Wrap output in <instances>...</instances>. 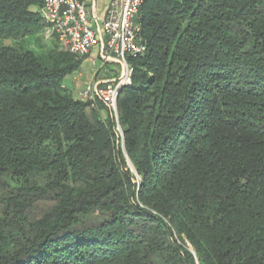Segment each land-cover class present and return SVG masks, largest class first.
<instances>
[{
  "label": "trees",
  "instance_id": "trees-1",
  "mask_svg": "<svg viewBox=\"0 0 264 264\" xmlns=\"http://www.w3.org/2000/svg\"><path fill=\"white\" fill-rule=\"evenodd\" d=\"M43 2L0 0V264H264V0H144L118 116Z\"/></svg>",
  "mask_w": 264,
  "mask_h": 264
},
{
  "label": "built area",
  "instance_id": "built-area-1",
  "mask_svg": "<svg viewBox=\"0 0 264 264\" xmlns=\"http://www.w3.org/2000/svg\"><path fill=\"white\" fill-rule=\"evenodd\" d=\"M144 0H111L105 15L99 18L90 0H44L40 15L43 36L55 41L64 50L78 57L88 55L96 46L104 63L118 59L123 64L119 77L105 83L88 84L78 97L101 100L118 116V98L122 89L132 82L133 66L129 56L143 55L147 44L136 21ZM101 23V36L94 27ZM118 131L121 132L120 127Z\"/></svg>",
  "mask_w": 264,
  "mask_h": 264
},
{
  "label": "crops",
  "instance_id": "crops-1",
  "mask_svg": "<svg viewBox=\"0 0 264 264\" xmlns=\"http://www.w3.org/2000/svg\"><path fill=\"white\" fill-rule=\"evenodd\" d=\"M111 0H90L91 8L96 13L99 18H102L110 4ZM94 27L98 32V35L101 36V23L100 21H94ZM99 47V46H98ZM100 49V47H99ZM93 56V66H98V62H101L100 66L92 73L88 74L86 77H83V73H79L78 77L75 79L74 88L70 89L64 82L63 86L70 90L75 96L78 97L80 91H82L88 84H97L105 83L106 81L113 80L123 72V64L118 59H112L109 62L104 63L102 55L99 50L93 49V51L84 57L82 65L86 61L90 60ZM82 67V66H81ZM81 69V68H80Z\"/></svg>",
  "mask_w": 264,
  "mask_h": 264
},
{
  "label": "rangeland",
  "instance_id": "rangeland-1",
  "mask_svg": "<svg viewBox=\"0 0 264 264\" xmlns=\"http://www.w3.org/2000/svg\"><path fill=\"white\" fill-rule=\"evenodd\" d=\"M101 1V0H100ZM49 41V40H48ZM48 41H46L47 43H49ZM50 44V43H49ZM95 50H99L100 52V49L98 46L94 47ZM93 51V50H92ZM91 51V52H92ZM90 52V53H91ZM89 53V54H90ZM88 54V55H89ZM87 56V55H86ZM84 56V57H86ZM101 62H98V66H100ZM107 65V63H105ZM98 66H93V56L92 58H90V60L86 61V63L84 65H82L81 69L75 71V72H72L70 74H68L66 77H64L63 79V82L70 88V89H73L74 88V82H75V79L78 77L79 73H83V77H86L88 74H92L97 68ZM128 164L129 166L133 169V166L132 164L130 163V161H128Z\"/></svg>",
  "mask_w": 264,
  "mask_h": 264
}]
</instances>
